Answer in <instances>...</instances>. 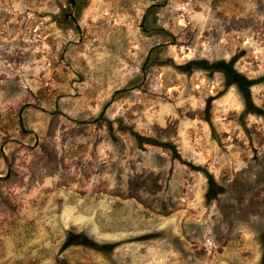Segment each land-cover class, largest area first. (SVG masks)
Returning <instances> with one entry per match:
<instances>
[{
	"label": "rangeland",
	"instance_id": "374dc122",
	"mask_svg": "<svg viewBox=\"0 0 264 264\" xmlns=\"http://www.w3.org/2000/svg\"><path fill=\"white\" fill-rule=\"evenodd\" d=\"M0 264H264V0H0Z\"/></svg>",
	"mask_w": 264,
	"mask_h": 264
},
{
	"label": "trees",
	"instance_id": "16d2710c",
	"mask_svg": "<svg viewBox=\"0 0 264 264\" xmlns=\"http://www.w3.org/2000/svg\"><path fill=\"white\" fill-rule=\"evenodd\" d=\"M191 64L203 68L204 70L221 72L231 82L232 85H236V87L242 91H245L246 87L252 84L251 81L236 73L233 68L224 61H217L212 64H208L207 62L203 61H192Z\"/></svg>",
	"mask_w": 264,
	"mask_h": 264
}]
</instances>
